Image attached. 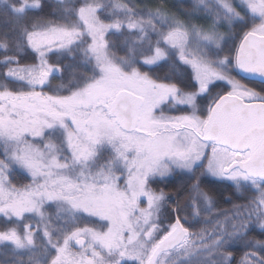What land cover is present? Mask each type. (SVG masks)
<instances>
[{"label":"snow or ice","instance_id":"1","mask_svg":"<svg viewBox=\"0 0 264 264\" xmlns=\"http://www.w3.org/2000/svg\"><path fill=\"white\" fill-rule=\"evenodd\" d=\"M0 69V264H264V0H0Z\"/></svg>","mask_w":264,"mask_h":264},{"label":"trees","instance_id":"2","mask_svg":"<svg viewBox=\"0 0 264 264\" xmlns=\"http://www.w3.org/2000/svg\"><path fill=\"white\" fill-rule=\"evenodd\" d=\"M136 6H143L147 5L150 7H154L156 5H163L165 7L170 8L173 12L180 13V12H186L189 10V6L193 3V0H129ZM49 9H45L41 15H48ZM203 23V17H201L200 21ZM221 31H224V29H221ZM242 35V33L237 30V35L235 37L234 42L236 44L239 43V37ZM28 61L31 62V56L28 57ZM68 61L65 60V64H67ZM2 70V69H0ZM66 82V81H65ZM62 83L61 80L56 79L52 81V88L55 89L58 85ZM183 175L181 174H174L170 179H165L164 182L155 185V187H158L160 189L165 190L169 193L175 200L178 195H180L181 203H186L188 195L191 190V183L188 181L182 182ZM210 180V178H209ZM14 182L17 184H24L26 182V179H24V176L20 175L14 178ZM183 183V184H182ZM204 190H209L210 188L213 189V197L214 201L216 203V208L214 210L213 215H221V218L223 219L222 214L229 211L232 207L236 205H242L246 204L250 199L253 198V193L251 191L248 192H242V193H236L234 189H230L227 187H214L210 183L206 182L204 185ZM230 201V202H229ZM194 223V222H191ZM201 227H203L202 224H195L193 231L199 232ZM253 238L259 239L260 237L256 235V233L253 234ZM243 255V251H236L234 253V257L237 261V264L240 260V258Z\"/></svg>","mask_w":264,"mask_h":264},{"label":"rangeland","instance_id":"3","mask_svg":"<svg viewBox=\"0 0 264 264\" xmlns=\"http://www.w3.org/2000/svg\"><path fill=\"white\" fill-rule=\"evenodd\" d=\"M128 2L131 3V4H133V3L130 2L129 0H128ZM133 5H134V4H133ZM138 7H139V6H138ZM174 174H181V175H183V176H182V178H183V179H182V180H183L182 182L188 181V180L186 179V174L179 172V170H178L176 173H174ZM174 174H173V175H174ZM173 175H172V176H173ZM197 175H199V172L197 173ZM22 176H23V175H22ZM172 176L167 177L166 179H170ZM24 179H25V178H24ZM28 182H29L28 179H26V182H25V183H28ZM188 182H189V181H188ZM182 184H183V183H182ZM234 208H235V206L232 207V208H231L229 211H227V212H228V213H231L232 211H234Z\"/></svg>","mask_w":264,"mask_h":264}]
</instances>
